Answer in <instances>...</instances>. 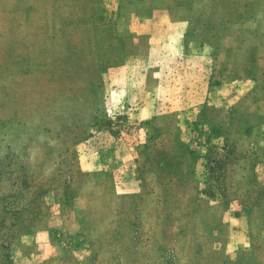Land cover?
Returning <instances> with one entry per match:
<instances>
[{"label": "rangeland", "instance_id": "rangeland-1", "mask_svg": "<svg viewBox=\"0 0 264 264\" xmlns=\"http://www.w3.org/2000/svg\"><path fill=\"white\" fill-rule=\"evenodd\" d=\"M0 264H264V0H0Z\"/></svg>", "mask_w": 264, "mask_h": 264}]
</instances>
